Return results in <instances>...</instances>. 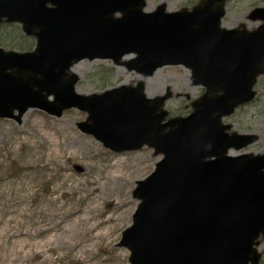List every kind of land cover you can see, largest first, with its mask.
Here are the masks:
<instances>
[{"label":"water","instance_id":"water-1","mask_svg":"<svg viewBox=\"0 0 264 264\" xmlns=\"http://www.w3.org/2000/svg\"><path fill=\"white\" fill-rule=\"evenodd\" d=\"M225 2L168 12L164 2L147 10L146 0H0V23L35 39L26 52L0 47V118L19 123L29 108L59 116L76 107L87 112L78 127L109 150L146 145L162 156L133 190L139 203L118 244L130 264L260 261L264 153L232 154L258 136L223 119L255 97L264 73V6L247 15L257 26L227 28ZM83 59H109L143 77L182 66L204 90L189 114L164 121L169 94L147 98L141 81L77 94L70 68Z\"/></svg>","mask_w":264,"mask_h":264},{"label":"rangeland","instance_id":"rangeland-1","mask_svg":"<svg viewBox=\"0 0 264 264\" xmlns=\"http://www.w3.org/2000/svg\"><path fill=\"white\" fill-rule=\"evenodd\" d=\"M197 1L147 0L146 8L152 10L164 2L167 11L171 12L182 7L190 8ZM261 6H264V0H227L222 25L230 24L225 27L232 28L244 24L249 29L253 28L257 23L248 20L247 15L251 9ZM27 41L28 46H24ZM0 46L5 50L29 51L34 46V38L26 39L17 23L1 24ZM74 66V73L78 76L75 88L84 96L100 94L120 85L135 87L137 82L143 83L142 79L146 80L143 91H148L151 98L168 93L169 96L163 106L167 111L164 121L172 116L189 114L190 102L203 93L202 87L191 84L188 71L181 66L160 67L146 77L128 71L123 66H114L109 60L85 59ZM137 76L140 79L133 81ZM254 90L256 96L252 101L240 106L223 120L224 123L231 124V131L258 136V139L246 148L232 151L234 155L264 153V73L258 78ZM48 100L52 101L53 97H48ZM86 117L85 111L72 107L62 111L59 116L38 108H29L19 123L12 118H0V188L4 187L5 183L6 185L10 183L14 188L23 186L24 191L19 193L18 197L22 206L26 208L35 206L41 198L46 197L59 201L69 198L73 200L74 207L81 208L84 203L82 199L85 201L90 196L98 195L101 199L98 201L97 211L104 214L119 198L129 200L124 220L116 222L111 243L104 247V242H101L92 249L90 256L94 259L92 264H130L128 249L118 244L122 231L131 225L132 215L139 203L133 196V190L136 181L143 179L154 169V164L161 159V155H154L153 149L146 145L137 150L121 152L109 150L93 134L83 132L78 127V123L83 122ZM52 133L57 134L60 142L68 140L63 149L49 148L50 142L45 135ZM52 152H55L53 160L50 158ZM33 154L41 156V159H32ZM114 161H124L122 173L131 181L123 192L112 188L113 185L110 183L115 175L110 169ZM98 173L102 177L100 181L95 180ZM64 176H69V181L61 185V178ZM88 181H93L95 185L90 186L93 190L89 188L85 190L84 196L81 190L87 187ZM71 182L75 186H69ZM80 183L82 188L79 186ZM62 193L64 194L61 196ZM11 197V194L0 195L1 207L5 208ZM51 246L55 247V243ZM258 249L263 252L264 262V239ZM61 253L55 250L51 258H45L30 251L23 253V256L15 257L7 251L0 259V264H81L79 261L71 260V255L61 256ZM45 255L50 254L48 252Z\"/></svg>","mask_w":264,"mask_h":264},{"label":"bare ground","instance_id":"bare-ground-1","mask_svg":"<svg viewBox=\"0 0 264 264\" xmlns=\"http://www.w3.org/2000/svg\"><path fill=\"white\" fill-rule=\"evenodd\" d=\"M235 23V22H234ZM226 24L225 26H229ZM70 70L75 72L73 65ZM139 76L133 81H137ZM143 80L145 86L146 80ZM77 93L81 92L75 89ZM147 98H151L148 91L144 92ZM50 129V128H49ZM50 142L49 148H58L67 143L68 140L60 142L57 134H46ZM55 152L50 154L53 160ZM32 159L40 160L41 156L32 155ZM124 161H114L110 169L115 172L112 177V188L118 192H123L124 188L130 184V179L122 173V165ZM52 163V162H51ZM44 168H48L44 166ZM101 176L96 174L95 180L100 181ZM58 180V177L55 178ZM65 181H69V176L61 178V185ZM82 184L80 183L79 186ZM87 187L81 190L84 196L85 190H93L91 185H95L93 181L86 183ZM2 186V185H1ZM0 188V195L11 194V199L4 202L5 208L0 205V259L7 251L11 255L18 257L23 253L33 251L42 257L51 258L52 253L56 250L61 251V256L71 255V260L79 261L81 264H92L93 258L90 256L94 247L104 242V247L108 246L114 238L116 222H121L125 218L127 199H118L112 207L104 214L97 211L98 201L101 199L98 195L90 196L81 206L76 208L73 206V200L65 198L59 201L56 198H41L39 202L30 208L22 206L19 199V193L24 191L23 186L14 188L10 183ZM69 186H75L72 182ZM82 188V186H81ZM53 192L55 190H52ZM50 192V191H49ZM66 193V192H65ZM64 193L61 194V196ZM108 198V195L105 194ZM105 197H103L105 199ZM52 221L50 222V220ZM114 220V222H110ZM110 222V223H109ZM104 224V225H103ZM63 225V227L61 226ZM26 226V228H23ZM55 243V247L51 244ZM49 252V256H46ZM55 259V258H54Z\"/></svg>","mask_w":264,"mask_h":264},{"label":"trees","instance_id":"trees-1","mask_svg":"<svg viewBox=\"0 0 264 264\" xmlns=\"http://www.w3.org/2000/svg\"><path fill=\"white\" fill-rule=\"evenodd\" d=\"M26 39H30L29 37H26ZM28 44H29V42L27 41V44L26 45H24V46H28ZM263 239H261V241H262ZM259 264H264V262H263V252H262V258H261V261H260V263Z\"/></svg>","mask_w":264,"mask_h":264}]
</instances>
